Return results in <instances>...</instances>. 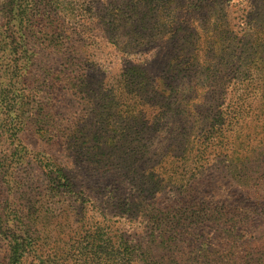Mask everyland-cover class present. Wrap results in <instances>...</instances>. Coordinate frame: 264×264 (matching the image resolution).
<instances>
[{
    "label": "rangeland",
    "instance_id": "obj_1",
    "mask_svg": "<svg viewBox=\"0 0 264 264\" xmlns=\"http://www.w3.org/2000/svg\"><path fill=\"white\" fill-rule=\"evenodd\" d=\"M0 31V264H264V0H0Z\"/></svg>",
    "mask_w": 264,
    "mask_h": 264
},
{
    "label": "trees",
    "instance_id": "obj_2",
    "mask_svg": "<svg viewBox=\"0 0 264 264\" xmlns=\"http://www.w3.org/2000/svg\"><path fill=\"white\" fill-rule=\"evenodd\" d=\"M9 6H11V2L7 3ZM17 8L20 9L21 4H17ZM14 9V6H12L10 9L6 7V5L3 6V15L4 19L10 14V12ZM22 16V15H21ZM3 27V25H2ZM5 29V28H4ZM6 30V29H5ZM0 35H2V38L0 39V70L6 71L7 68H10L9 72H7L6 78H16L17 72L21 70L20 65L17 64L19 60H21L22 57H25V55L28 53L27 50H19V49H10L9 51H6L5 47V41H6V35H3L0 31ZM8 36H10L8 34ZM17 43L19 45H23V43L18 42L15 40L13 37H11L9 43ZM1 77V76H0ZM50 77L52 80L54 79L51 74ZM49 78V77H47ZM50 78V79H51ZM34 81H37L34 79ZM4 85L6 84H0V101L4 102V100H11L10 105L7 106L5 104L3 108L7 107L8 111H14L13 109H17L15 106L17 105V97L16 94L18 91L16 90L14 85H10L12 89H5ZM195 219V218H194ZM195 222V220H193ZM158 228H154L150 226L149 230L151 232V235L153 237V241L156 242L157 245L162 244L164 246H168L169 244H172V242L168 243V241H175V239L178 238L180 235V232L173 234L171 231H176L172 230L174 227H171V224H156ZM169 232V233H168ZM168 233V234H167ZM122 244H114V243H108L105 248L107 253H102L103 247L98 246V250L96 251L97 253V258H95V263L94 264H150V258L149 255H146L143 259L136 261L135 257H132L130 255L129 257L125 256V253L120 251ZM86 255V254H82ZM125 256V257H124ZM132 257V258H131ZM15 264V261H12L9 263V261L6 264Z\"/></svg>",
    "mask_w": 264,
    "mask_h": 264
}]
</instances>
